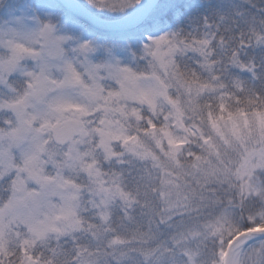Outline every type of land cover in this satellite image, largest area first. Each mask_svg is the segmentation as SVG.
<instances>
[{
  "label": "snow or ice",
  "instance_id": "1",
  "mask_svg": "<svg viewBox=\"0 0 264 264\" xmlns=\"http://www.w3.org/2000/svg\"><path fill=\"white\" fill-rule=\"evenodd\" d=\"M0 264H264V0H0Z\"/></svg>",
  "mask_w": 264,
  "mask_h": 264
}]
</instances>
